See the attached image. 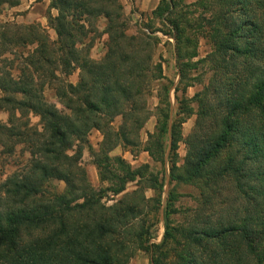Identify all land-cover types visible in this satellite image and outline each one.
<instances>
[{
    "label": "trees",
    "instance_id": "1",
    "mask_svg": "<svg viewBox=\"0 0 264 264\" xmlns=\"http://www.w3.org/2000/svg\"><path fill=\"white\" fill-rule=\"evenodd\" d=\"M101 17L107 50L94 59L91 34ZM47 19L56 40L39 23H0V111L8 113L0 143L29 154L0 186V264H128L136 249L152 253L151 264H264V0H160L133 34L121 0H51ZM202 38L211 51L198 58ZM170 43L180 76L176 106L158 53ZM201 65L211 75L189 97ZM76 71L77 82H69ZM156 81L154 113L147 96ZM46 87L62 108L47 101ZM152 116L155 129L143 144ZM94 129L103 135L91 150L94 163L108 183L99 190L80 164ZM181 141L187 153L179 164ZM118 147L148 152L161 170L133 167L112 155ZM168 177L196 188L197 206L177 207L172 189L163 239L151 243L157 232L147 217L160 209ZM131 182L137 188L129 193ZM108 192L124 195L106 204Z\"/></svg>",
    "mask_w": 264,
    "mask_h": 264
},
{
    "label": "rangeland",
    "instance_id": "2",
    "mask_svg": "<svg viewBox=\"0 0 264 264\" xmlns=\"http://www.w3.org/2000/svg\"><path fill=\"white\" fill-rule=\"evenodd\" d=\"M51 0H24L20 1V4L17 6H10L8 4H0V23L2 22H14L20 25H28L32 23H39L44 28L47 29L49 32L51 38L53 40L57 39V34L53 28H51L48 24V14H49V5ZM187 3L194 2L189 0H184ZM121 2L124 5L125 12L128 17L129 22V33L133 34L136 33L139 29L140 24H143V22H146L147 19L143 18L140 19L136 17V7L132 4V0H121ZM53 15L57 14V11L55 9H52L50 11ZM142 22H141V21ZM106 23V19L101 17L98 20V30L97 33L91 34V38L93 39V46L91 48L90 55L94 59H100L106 52L107 46V35L103 34L104 25ZM157 34L162 37L163 40H167L168 37L164 36L161 32H157ZM171 42H173V39H171ZM211 51V46L208 44L206 39L202 38L200 40L199 45V57L202 58L205 57L209 52ZM158 53L163 55V66H164V74L165 79L164 81L168 84L171 82L172 88L170 91L171 98L173 100V104L176 106L177 101L175 98V88L178 84V81L180 79L178 68L176 65V59H175V53L174 48L172 46V43L167 44L166 46L164 44L160 45V48L158 50ZM10 58H12V55H8ZM196 58L195 60H197ZM7 67H11V64L9 62L4 63ZM211 75V72L207 70L205 65H201L199 69L193 70L191 73L193 86L190 87L187 91V96H193L195 91L200 89L202 86V82L205 83L208 80V77ZM79 77V71L74 72L72 75L67 77V80L69 82L76 83ZM203 80V81H202ZM170 83V84H171ZM158 82H154L153 91L150 95L147 96L148 99V106L149 108L155 113L156 107L158 105L159 99H158ZM45 97L48 102L50 103H56L58 107L62 108L61 104L58 101V98L56 96V92L52 87H46L45 88ZM180 96H182V93L179 92ZM0 95H2L0 91ZM192 106L197 109V104L192 103ZM183 117L184 115H180ZM32 123L39 127L40 126V118L38 116H31ZM196 115H192L191 117L187 118L185 122H183L182 125V132L183 137H186L193 129L194 122H195ZM8 119V113L6 111H0V122L5 123ZM121 122V118H116L114 121L115 126L119 125ZM156 125V117L152 116L149 118V120L145 123V126L140 132V138L143 142V144L148 139V133L154 131ZM103 139L102 133L94 129L90 132L88 136L89 140V146L83 145V154L82 158L80 160L81 166L87 171L88 178L91 182V184L97 189H101L108 186V183H104L100 180L99 177V171L94 163L95 159L93 156V152L91 150H98L99 145ZM22 145L16 146V152L11 154V152H8V148L4 147V144L0 143V186L1 184L10 176V174L20 168H22L29 158L28 152H24V150H21ZM77 148V146L75 147ZM74 148V149H75ZM179 164H182L184 161V157L187 153V147L184 141H181L179 144ZM112 155H121L126 160H128L133 167H138L143 163H149L151 164V168L154 171H160L161 166L159 163L154 162V160L150 157V155L143 151L142 149H137L133 153H131L130 150L123 147L116 148ZM168 170V168H167ZM55 187L62 191L65 188V183L62 181H54ZM137 188L136 182H131L127 185L126 192H132ZM174 189L176 192L180 194V197L176 201V206L181 208H189V207H196L197 201L196 197L198 195V191L196 188L188 185H176V183H170L169 177L166 179L164 188L161 192V206L156 213H149L147 217L148 223H154L155 227L153 229H156L157 236L153 238L150 242L151 243H160L163 239L165 227H164V211L166 207V203L169 197V192ZM145 194L147 197L153 196L155 193L151 189H146ZM124 194L121 195H112L110 192L107 193L106 197L103 199V202L106 204H113L118 199H120ZM160 218V220H159ZM174 219L179 220L180 216H174ZM157 223V224H156ZM152 260V253L136 249L133 257L130 259L128 264H151Z\"/></svg>",
    "mask_w": 264,
    "mask_h": 264
},
{
    "label": "crops",
    "instance_id": "3",
    "mask_svg": "<svg viewBox=\"0 0 264 264\" xmlns=\"http://www.w3.org/2000/svg\"><path fill=\"white\" fill-rule=\"evenodd\" d=\"M24 1V0H20ZM194 1V0H189ZM160 0H132V4L136 7V17L143 20L146 18L147 21L152 17V12L158 6ZM191 3V2H190ZM141 21V20H140ZM146 21V22H147ZM142 22V21H141ZM145 22H143L144 24ZM141 25V24H140ZM140 27V26H139ZM196 92V91H195ZM195 94V93H194ZM192 97V96H190ZM172 99V98H171ZM173 101V100H172ZM153 132V131H152ZM150 133V132H149ZM148 153V152H147Z\"/></svg>",
    "mask_w": 264,
    "mask_h": 264
}]
</instances>
